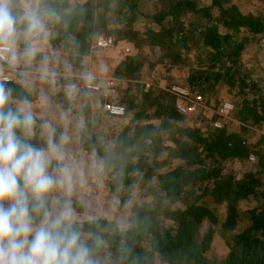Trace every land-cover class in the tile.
I'll use <instances>...</instances> for the list:
<instances>
[{
  "label": "trees",
  "instance_id": "16d2710c",
  "mask_svg": "<svg viewBox=\"0 0 264 264\" xmlns=\"http://www.w3.org/2000/svg\"><path fill=\"white\" fill-rule=\"evenodd\" d=\"M209 1L84 0L72 5V0H11L20 14L54 13L47 20L48 53L42 59L52 61L58 75L86 76L84 59L101 35L136 52L105 74L118 82L111 102L124 107L127 125L103 124L98 110L104 104L98 108L95 101H85L77 114L84 121L76 145L99 161L105 191L117 200L116 213L112 219L95 215L58 191L49 197L53 211L69 200L73 211L84 215L76 224L94 244L96 264H264V137L256 143L248 138L264 126V82L247 68L243 55L264 41V12L243 13L241 0ZM37 66L31 63L26 70ZM156 67L185 71L179 87L200 97L204 106L216 103L227 88L231 119L215 115L202 129L189 126L170 89L140 84ZM5 83L13 90L14 105L35 98L30 88ZM65 84L76 86L74 99H88L84 86L89 83ZM229 119L239 124L238 131L228 129ZM217 120L220 128L213 127ZM62 140L57 131L44 134L36 120L34 146L55 142L66 149ZM226 163L239 165L241 175ZM135 191L142 192L139 199L132 197ZM216 237L226 248L220 257L211 253Z\"/></svg>",
  "mask_w": 264,
  "mask_h": 264
},
{
  "label": "clouds",
  "instance_id": "9594fccd",
  "mask_svg": "<svg viewBox=\"0 0 264 264\" xmlns=\"http://www.w3.org/2000/svg\"><path fill=\"white\" fill-rule=\"evenodd\" d=\"M53 16L51 10L20 14L11 0H0V53L10 63L32 61L49 38L47 20ZM46 75L55 78L54 72ZM13 99V90L0 81V264H96L94 244L75 223L71 201L55 211L49 207L51 193L68 190L72 178V168L60 162L61 145L34 146L31 101L22 98L14 105ZM40 128L50 136L55 131L48 122Z\"/></svg>",
  "mask_w": 264,
  "mask_h": 264
},
{
  "label": "rangeland",
  "instance_id": "374dc122",
  "mask_svg": "<svg viewBox=\"0 0 264 264\" xmlns=\"http://www.w3.org/2000/svg\"><path fill=\"white\" fill-rule=\"evenodd\" d=\"M83 1L84 0H72L71 3L75 5ZM237 3L243 13L258 15V12H264V3L260 0H241V2ZM202 4L209 5L210 1L202 0ZM46 46L47 44L44 42L43 45H41L40 53L35 59L28 63H25L23 60L19 63H10L6 57L4 61L9 67L7 68L0 65V77H7L9 80H13L30 88L32 91L31 93L35 96L33 101H31V106L38 127L40 128L42 122H48L55 131L61 134V139H63L62 147L65 146L66 148L62 149L64 158L61 162L68 164L72 168V178L68 190L64 187H59L55 191H58L65 197L72 198L82 203L95 215L99 214L112 219L116 213L114 206L117 200L109 196L105 191V186L101 178L103 171L99 161L96 160L93 154L81 151L76 145V140L78 138L77 131L84 121V119L77 114L85 101L87 103L95 101L99 108L100 105L109 104V100L110 104L112 103L111 101L115 100V91L118 87V82L105 77L107 68L118 65L127 55L130 56L136 52L132 50L129 54L125 53V48L129 46V44L123 42H119L105 50L97 49L93 46L90 57L84 59V65L88 68L87 75L77 76L72 74L70 76L67 75L68 72L62 75L56 74L57 72L55 70L57 67L53 62L42 59V57L48 53V48ZM243 55L247 68H253V75L257 76L258 79H262L264 82V41L261 42L259 46L249 47ZM34 60L38 62H34ZM31 63L38 65L37 68L31 71L26 70L27 65ZM167 69L168 67H156L152 72L153 75H151L150 72L143 75L140 84L146 85L147 88L157 85L162 89H170L173 86H183L182 82L184 81L185 71L176 69L167 71ZM49 71L55 73L54 79L46 75ZM22 73L24 75L23 79L15 78V74L21 75ZM71 81H73V83L74 81L79 82L82 85L86 83L98 85L99 90L96 92H87L88 99L79 98L77 100L73 98L77 94L73 93L69 95V93L64 92L63 84L66 85L65 83ZM69 85L70 84L66 86ZM124 88H126L125 85L123 86V89ZM36 91L38 92L37 94ZM101 95H103V99H101ZM196 102L197 106L195 107V111L185 116V122L191 127L202 129L205 123L204 121H211L213 117L217 115L216 112L219 107L224 103L232 104V97L228 89L223 88L218 95L216 103L212 101L209 107L204 106L202 101ZM16 103L18 102H15V104ZM98 112L103 120V124H109L112 129H120L127 125L129 121L128 118L119 119L110 117L100 108ZM230 119L228 120V129L232 132L238 131L239 124L233 119ZM47 132V130H43L44 134ZM260 137H264V126L259 130H251L248 134L251 143H256ZM54 162H56L55 159H53V163ZM225 167L231 169L232 173H235L237 176L241 175L239 165L226 163ZM81 173H84L83 177ZM55 191L54 193L56 194ZM141 196V191H135L132 195L135 199H139ZM221 212H223V207L221 208ZM74 215L75 223L84 219V215L76 214L75 212ZM211 253L216 257L223 256L226 253L224 242L218 237L213 241Z\"/></svg>",
  "mask_w": 264,
  "mask_h": 264
},
{
  "label": "built area",
  "instance_id": "2783aa9c",
  "mask_svg": "<svg viewBox=\"0 0 264 264\" xmlns=\"http://www.w3.org/2000/svg\"><path fill=\"white\" fill-rule=\"evenodd\" d=\"M114 40L115 39L112 36L101 35L95 39L94 47L97 49H101V50L108 49L111 46H113L115 42ZM131 51H132L131 47L127 46L125 48V53L129 54ZM5 58H6V55H4L3 53H0V60L4 61ZM0 81L9 82L10 80L7 77H0ZM69 86H73L74 90L76 89L75 85H69ZM69 86L66 87L67 90L69 89ZM84 88H86V90L90 92H96L99 90V87L94 84H87L84 86ZM170 92L177 99L176 105H177L178 112L184 116L192 114L195 111V107L197 106L196 101H201L200 97L192 96L191 93L185 88L171 87ZM103 110L110 117H113V118L122 119L125 116V109L122 106H117L113 104H105L103 106ZM232 111H233V105L230 103H224L221 107H219L216 114L221 119H227L229 118ZM213 125L215 128H220L221 127L220 120L215 121ZM250 160L254 161V158L251 157Z\"/></svg>",
  "mask_w": 264,
  "mask_h": 264
}]
</instances>
